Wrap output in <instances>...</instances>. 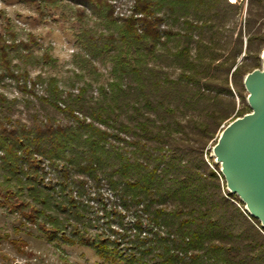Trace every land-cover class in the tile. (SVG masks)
I'll return each instance as SVG.
<instances>
[{
  "label": "trees",
  "instance_id": "16d2710c",
  "mask_svg": "<svg viewBox=\"0 0 264 264\" xmlns=\"http://www.w3.org/2000/svg\"><path fill=\"white\" fill-rule=\"evenodd\" d=\"M19 1L42 21L61 7L95 17L77 56L109 62L111 80L33 77L53 48L35 56L36 37L7 18L0 88L23 101L0 93V206L107 263L264 264V228L204 158L227 119L251 112L243 80L262 65L264 0H127L124 18L116 0Z\"/></svg>",
  "mask_w": 264,
  "mask_h": 264
},
{
  "label": "rangeland",
  "instance_id": "374dc122",
  "mask_svg": "<svg viewBox=\"0 0 264 264\" xmlns=\"http://www.w3.org/2000/svg\"><path fill=\"white\" fill-rule=\"evenodd\" d=\"M232 3L246 0H228ZM114 2V14L124 18L129 14L130 6L127 0H116ZM72 11L67 7L59 8L42 21L36 11V6L28 5L19 0H0V34L4 32L7 18L11 19L17 32L22 38L26 34H33L38 44L33 46L34 54L40 57L43 52L52 47L50 54L55 63L41 62L28 66L33 77L42 74L45 78L55 77L62 88H78L84 83H92L97 89L111 80V64L95 62L96 68L80 67L81 62L77 56L80 50L78 37L82 28H94L95 17L92 20L78 22L73 20ZM85 58H89L85 55ZM41 89V87L38 86ZM0 93L8 99L14 96L23 101L22 95L16 90H5L0 88ZM236 101L239 100L236 97ZM22 105V104H20ZM22 107V106H21ZM23 108V107H22ZM20 109V106L17 107ZM236 114L227 119L224 125L235 120ZM213 141L208 147V153L204 158L211 165ZM223 182V179H222ZM227 190V189H226ZM237 196V195H236ZM90 204L95 203L93 201ZM245 210V206L243 207ZM131 221V217L126 218ZM0 264H114L101 260L96 252L86 246H70L58 240H49L37 229L20 224L18 215H14L0 206Z\"/></svg>",
  "mask_w": 264,
  "mask_h": 264
},
{
  "label": "water",
  "instance_id": "95a60500",
  "mask_svg": "<svg viewBox=\"0 0 264 264\" xmlns=\"http://www.w3.org/2000/svg\"><path fill=\"white\" fill-rule=\"evenodd\" d=\"M261 61V68L243 80L251 112L223 128L212 156L220 165L227 191L237 195L264 228V51Z\"/></svg>",
  "mask_w": 264,
  "mask_h": 264
},
{
  "label": "built area",
  "instance_id": "2783aa9c",
  "mask_svg": "<svg viewBox=\"0 0 264 264\" xmlns=\"http://www.w3.org/2000/svg\"><path fill=\"white\" fill-rule=\"evenodd\" d=\"M114 2H115V4L117 5L116 1H114ZM115 4H114V5H115ZM129 13H131V7H130V10H129ZM105 193H106V196H111V194H110L109 191H106Z\"/></svg>",
  "mask_w": 264,
  "mask_h": 264
},
{
  "label": "bare ground",
  "instance_id": "6f19581e",
  "mask_svg": "<svg viewBox=\"0 0 264 264\" xmlns=\"http://www.w3.org/2000/svg\"><path fill=\"white\" fill-rule=\"evenodd\" d=\"M232 1H234V0H232Z\"/></svg>",
  "mask_w": 264,
  "mask_h": 264
}]
</instances>
